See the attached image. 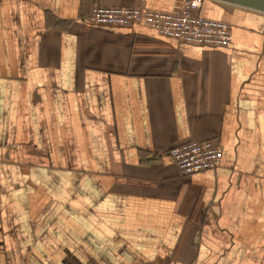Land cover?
<instances>
[{
    "label": "crops",
    "instance_id": "0c3cea01",
    "mask_svg": "<svg viewBox=\"0 0 264 264\" xmlns=\"http://www.w3.org/2000/svg\"><path fill=\"white\" fill-rule=\"evenodd\" d=\"M178 2L0 0V264H264V12L204 0L228 47L90 21Z\"/></svg>",
    "mask_w": 264,
    "mask_h": 264
},
{
    "label": "built area",
    "instance_id": "2783aa9c",
    "mask_svg": "<svg viewBox=\"0 0 264 264\" xmlns=\"http://www.w3.org/2000/svg\"><path fill=\"white\" fill-rule=\"evenodd\" d=\"M204 0H179L171 11L139 7L94 6L91 24L127 26L143 22L159 34L181 43L228 47L232 43L231 25L203 16L199 10ZM168 155L183 175H194L217 168L223 148L212 140L191 139L169 149Z\"/></svg>",
    "mask_w": 264,
    "mask_h": 264
},
{
    "label": "water",
    "instance_id": "95a60500",
    "mask_svg": "<svg viewBox=\"0 0 264 264\" xmlns=\"http://www.w3.org/2000/svg\"><path fill=\"white\" fill-rule=\"evenodd\" d=\"M238 6L264 12V0H229Z\"/></svg>",
    "mask_w": 264,
    "mask_h": 264
}]
</instances>
